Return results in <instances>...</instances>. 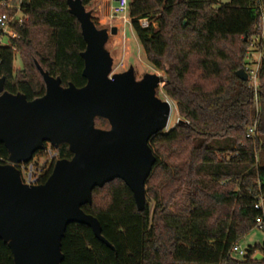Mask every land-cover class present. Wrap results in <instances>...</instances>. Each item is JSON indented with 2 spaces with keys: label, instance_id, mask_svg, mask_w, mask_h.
<instances>
[{
  "label": "trees",
  "instance_id": "1",
  "mask_svg": "<svg viewBox=\"0 0 264 264\" xmlns=\"http://www.w3.org/2000/svg\"><path fill=\"white\" fill-rule=\"evenodd\" d=\"M3 1L0 13L7 11ZM92 1L82 0L85 6ZM216 2L131 0V24L150 64L170 77L162 89L183 121L149 140L157 159L143 211L119 178L96 187L92 203L83 205L115 250L88 225L71 223L62 239V264H264V242L242 258L233 255V247L255 228L260 214L255 204L264 199V62L257 100L249 81L236 75L264 0H230L217 7ZM22 11L26 19L16 27L18 36L9 45L0 43L5 89L30 100L44 95L36 60L63 86L85 85L86 42L67 0H24ZM145 18L148 27L140 23ZM17 53L23 67L15 70ZM51 152L53 157L48 149L34 155L49 156L39 167L38 183L48 179L57 159L73 156L67 144ZM8 157L0 143V163ZM257 252L261 260L253 259ZM0 264H14L2 239Z\"/></svg>",
  "mask_w": 264,
  "mask_h": 264
},
{
  "label": "water",
  "instance_id": "2",
  "mask_svg": "<svg viewBox=\"0 0 264 264\" xmlns=\"http://www.w3.org/2000/svg\"><path fill=\"white\" fill-rule=\"evenodd\" d=\"M67 4L86 42L81 53L86 84L63 86L36 60L46 91L30 100L7 91L6 78L0 77V143L9 152L7 162L0 163V239L11 249L14 264H62V239L71 223L88 225L115 250L99 219L83 205L92 203L96 187L119 178L133 192L138 210L145 209L146 181L157 159L149 140L168 129L172 110V101L157 94L170 77L147 72L137 79L133 65L113 73L106 45L117 27L99 28L82 0ZM236 75L248 80L243 68ZM98 118L109 127H98ZM47 144H67L73 156L57 159L44 183H26L20 166ZM262 258L260 252L253 256Z\"/></svg>",
  "mask_w": 264,
  "mask_h": 264
},
{
  "label": "rangeland",
  "instance_id": "3",
  "mask_svg": "<svg viewBox=\"0 0 264 264\" xmlns=\"http://www.w3.org/2000/svg\"><path fill=\"white\" fill-rule=\"evenodd\" d=\"M230 0H217L215 6L229 3ZM117 4L116 0H93L89 5L86 6L87 10H91L93 14V20L99 28L117 27L118 31L115 34H111L107 42V49L111 52L114 58L113 73L123 72L127 70L131 65L135 67L136 77L140 79L147 72L157 73L163 75L166 78V73L161 70H157L147 59L144 48L131 24L130 15L126 14L128 21L125 22L119 17H111V7ZM3 44L9 43V38H3ZM23 67L22 59L17 53L14 59L15 70ZM164 81L158 88L157 94L162 99L171 100L163 91L162 87L165 84ZM172 101V100H171ZM178 112L176 109V103L172 101V110L169 118L168 129L172 128L179 120ZM98 127L108 128L109 124L97 122ZM167 129V130H168ZM218 142L213 145H217ZM50 156V154H49ZM47 156H40L33 158L31 165L25 167L24 175L28 176L31 172L36 175L44 163L48 161ZM37 164L39 165L37 167ZM264 242V230L257 227L253 228L248 232L238 243L241 249L247 250L251 246L256 244H262ZM233 255L238 258H242L243 255L234 252Z\"/></svg>",
  "mask_w": 264,
  "mask_h": 264
},
{
  "label": "built area",
  "instance_id": "4",
  "mask_svg": "<svg viewBox=\"0 0 264 264\" xmlns=\"http://www.w3.org/2000/svg\"><path fill=\"white\" fill-rule=\"evenodd\" d=\"M117 4L111 7V17H119L123 19L125 22L128 21V17L126 14H129V6L131 0H116ZM24 0H4L2 2V6L7 11L0 13V29L2 31V35L0 36V43L3 44V38L8 37L9 45L11 43V39L16 38L18 36V32L16 27H20L23 25L26 16L22 11V4ZM140 23L143 27H148L150 25V21L145 18L141 19ZM155 25V24H154ZM248 47L246 50L244 66L242 67L247 75L248 81L250 83L251 88L255 93V97L257 100L258 88L260 83V69L264 62V7L261 6L260 14L258 17V21L255 26L254 33L247 37ZM5 45V44H4ZM255 124L249 128L247 136L250 137L255 133ZM48 152L50 157H53L51 152L52 146L47 144ZM31 165V163L22 164L20 167L23 170V178L26 183H38L39 173L33 175L31 172L28 176L24 175L25 169L23 166ZM255 207L260 210V214L256 218L255 227L264 230V199L261 198L256 204ZM233 251L239 252L244 255L245 250L241 249L239 245H235L233 247Z\"/></svg>",
  "mask_w": 264,
  "mask_h": 264
},
{
  "label": "flooded vegetation",
  "instance_id": "5",
  "mask_svg": "<svg viewBox=\"0 0 264 264\" xmlns=\"http://www.w3.org/2000/svg\"><path fill=\"white\" fill-rule=\"evenodd\" d=\"M25 167H27L26 165L25 166H23V168H25Z\"/></svg>",
  "mask_w": 264,
  "mask_h": 264
}]
</instances>
